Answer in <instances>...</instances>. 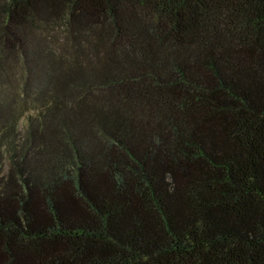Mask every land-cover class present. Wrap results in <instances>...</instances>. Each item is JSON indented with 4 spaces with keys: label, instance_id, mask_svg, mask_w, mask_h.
Segmentation results:
<instances>
[{
    "label": "trees",
    "instance_id": "16d2710c",
    "mask_svg": "<svg viewBox=\"0 0 264 264\" xmlns=\"http://www.w3.org/2000/svg\"><path fill=\"white\" fill-rule=\"evenodd\" d=\"M0 264H264V0H0Z\"/></svg>",
    "mask_w": 264,
    "mask_h": 264
},
{
    "label": "rangeland",
    "instance_id": "374dc122",
    "mask_svg": "<svg viewBox=\"0 0 264 264\" xmlns=\"http://www.w3.org/2000/svg\"><path fill=\"white\" fill-rule=\"evenodd\" d=\"M22 73H23V67L21 65L20 59L16 60L15 66H14V75H13V80L14 82H18L17 80H20L22 78ZM36 109H34V106L31 105L29 108V111L26 112V114L20 119L18 123V128L23 129L27 123H28V117L36 115Z\"/></svg>",
    "mask_w": 264,
    "mask_h": 264
}]
</instances>
